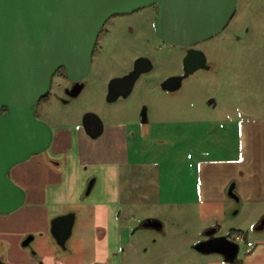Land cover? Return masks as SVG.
I'll use <instances>...</instances> for the list:
<instances>
[{
    "label": "rangeland",
    "instance_id": "rangeland-1",
    "mask_svg": "<svg viewBox=\"0 0 264 264\" xmlns=\"http://www.w3.org/2000/svg\"><path fill=\"white\" fill-rule=\"evenodd\" d=\"M154 15L155 9L149 5L126 15H117L116 20H151ZM117 31L104 46L102 57L94 58L82 93L67 102L62 100L61 97L65 100L69 97L58 89L63 82L62 76L55 75L51 97L41 104L37 116L53 129L80 126L84 131L82 119L88 112L96 113L107 126L126 125L127 135L121 140L116 136L122 144H118V140L115 143L105 141L103 136L101 140L88 136L81 144L96 159L124 158L133 163H144L140 167L128 168L123 178L121 208L126 223L122 226L125 229L121 230L118 245L124 250L120 259H115V264L117 261L120 264H221L214 261L218 257L204 256L195 245L214 224L223 225L224 229L234 226L244 230L255 225L264 213V198L257 195L261 177H251V183H258L251 194L235 187L241 203L236 214L233 213L234 199L231 197L226 204H208L199 193V198L194 197L195 201L193 197H186L183 189L185 184H196L191 159L221 157L230 154L225 151V144L236 146L238 137L243 142L244 135L239 134L236 120L255 119L251 135L249 127L244 143L253 144L257 153L264 155V0H238L229 25L218 35L201 42L209 53V61L214 62L213 66L191 73L182 87L173 93L163 90L160 81L183 70V55L179 50L170 47H161L157 51L136 48L132 35L125 29ZM139 54L150 55L155 63L154 69L139 78L129 96L110 101V81L129 70ZM224 169L228 170V167L222 163L208 166L207 173L199 175V184L207 185L208 191L213 190V186L223 179L221 171ZM12 171L10 176L13 179ZM152 182L161 186V198L158 193L130 197L140 194L144 185H152ZM232 183L237 185L236 180ZM27 204L25 201L18 210L2 216H20V225H29L20 215L28 210ZM69 207L62 206L60 210L66 211ZM70 208L74 212L87 213V208L80 203ZM148 218H159L163 230L139 227ZM81 221L84 223L75 225L68 242L69 249L74 251L73 258L70 259L73 255L70 250H63L49 232L45 236L38 233L28 249L48 256L57 250L66 257V263L62 264H86L97 255L95 232L89 217H82ZM1 235L5 232L0 231ZM252 238L257 243L254 247L240 240L241 255L248 256L247 264H263L262 245L253 235ZM1 250L5 251V248ZM69 259L72 263H68Z\"/></svg>",
    "mask_w": 264,
    "mask_h": 264
},
{
    "label": "water",
    "instance_id": "water-1",
    "mask_svg": "<svg viewBox=\"0 0 264 264\" xmlns=\"http://www.w3.org/2000/svg\"><path fill=\"white\" fill-rule=\"evenodd\" d=\"M237 3L238 0H0V214L14 212L26 201V190L10 176L12 168L47 151L53 142L54 129L37 116L41 98L50 93L53 78L62 67L66 77L78 84L72 95L80 93L83 84L79 82L91 71L98 36L109 18L156 4L159 37L173 45L194 46L229 25ZM151 66L150 59H137L130 73L110 81L108 99L130 94L137 78ZM200 68L210 69L211 64L204 51L193 48L184 58V73L167 77L162 87L178 90L183 79ZM119 87L124 89L118 91ZM83 122L93 138L104 131V122L96 113H86ZM234 189L232 183L228 194L240 200ZM75 221L74 211L51 221V233L64 250L69 249ZM142 225L163 229L157 218H148ZM33 238L29 235L23 244L30 245ZM209 243L200 241L196 248L202 252L219 251L208 248ZM0 264L7 263L0 259Z\"/></svg>",
    "mask_w": 264,
    "mask_h": 264
},
{
    "label": "crops",
    "instance_id": "crops-1",
    "mask_svg": "<svg viewBox=\"0 0 264 264\" xmlns=\"http://www.w3.org/2000/svg\"><path fill=\"white\" fill-rule=\"evenodd\" d=\"M236 125L239 127L237 129H240L239 134L242 133L244 138L243 142H240L238 137L236 146L225 144V151L230 154L212 158L199 157L198 160L191 159L194 165L196 184H185L183 193L186 197H193V201H195L196 197L199 198V193L200 198L206 199L208 204H226L229 198L228 189L232 181L236 180L235 187L237 189L241 187V190L251 194L252 189H255V184L258 183H251L250 179L259 176L261 178L257 195L264 198V155H259L253 144L244 143L249 127L248 133L251 135V127L255 126V119H242L241 122L236 120ZM254 129L255 127L252 130ZM123 135H127L126 125H106L103 137L105 141L112 140L115 143L118 140L116 136L121 140L124 138ZM88 138L80 126L56 127L49 152L37 154L27 162L14 166L13 180L27 192L28 210L20 215H23L26 219L25 223L29 225H20L22 223L18 219L20 216H11L10 218L0 215V231L5 232V235L0 236L1 260L7 264L66 263V257L57 250L48 256L29 250L28 246L30 245L25 246L23 242L28 237L26 235L30 233V235H34L33 240L38 233L45 236V233L49 232L52 235V219L57 215L72 212L73 209L70 207L79 203L87 208V213L75 211V225L80 222L84 223L81 221L82 217L83 219L89 217L95 232L94 248L97 255L93 260H88L86 264H115V259H120L122 247L118 243L122 237L121 230L125 229L122 226L126 223V219L125 223L123 222L124 210L121 208V200L124 197L123 178L126 177L128 168L140 167L144 163H133L124 158L96 159L93 154L82 148V142H86ZM100 138L98 140H101ZM255 139L257 140L256 136ZM250 140L252 141L253 138L250 137ZM119 143L122 144L118 140ZM57 160L60 161L57 163ZM220 163L228 167V170L221 171V174L224 173L223 179L213 186L214 191L211 189L208 191L207 185L199 184V175L207 173L208 166H217ZM243 163L246 164L242 165ZM216 172L220 174L218 170ZM137 175L138 177L143 176ZM247 175L250 176L247 177ZM92 176H95L96 180H94L91 191L87 192V186ZM238 176L242 177L241 180L238 179ZM142 189L140 194L136 193L130 197H148L152 193H158L160 198L163 196L161 186H156L153 182L152 185H144ZM89 197H92L91 200L88 199ZM240 197L244 203L245 199L241 193ZM68 205L70 207L66 211L60 210L63 209L62 206ZM4 218L10 219L4 223ZM52 238L55 239L53 235ZM1 248H5V251ZM67 250L73 254L70 259L73 258L74 251ZM70 259L68 263H72ZM117 263L120 264L119 261Z\"/></svg>",
    "mask_w": 264,
    "mask_h": 264
},
{
    "label": "flooded vegetation",
    "instance_id": "flooded-vegetation-1",
    "mask_svg": "<svg viewBox=\"0 0 264 264\" xmlns=\"http://www.w3.org/2000/svg\"><path fill=\"white\" fill-rule=\"evenodd\" d=\"M151 6H153L155 9V15H154L153 19H151V20L150 19L149 20H147V19H129V20H124V21L123 20L119 21V20H116V16L117 15H124V14H117V15L112 16L111 18H109L106 21L105 25L103 26V28H102L99 36H98L97 42H96V47H95V50L93 53L92 68H93V64H94V58L98 59V58L102 57V51L104 50V46L110 40L111 35H113V33H115V34L118 33L117 30L122 31L124 29L130 35L133 36V39H134L133 42L135 43L136 48L142 47L144 50H147V51H154V50L157 51L161 47H170L174 50H179V52L183 55V65H184V58L191 49H193V48L200 49V50L205 52V54L207 56L208 63L211 64V67L213 66L214 62L209 61V53L207 52V50H205L206 48L203 45H201V43H198L194 46L173 45L171 43L164 41L162 38H160L159 35L157 34L156 25H155L156 17H157V5L153 4ZM137 30H138V32H137ZM137 33H139V34H137ZM142 57L148 58L151 60L152 66H151L149 71H152L155 67V63H154L152 57L150 55H147V54L146 55L145 54H139L138 56L135 57L130 69L127 70L125 73L117 76V77H121V76H124V75L130 73L134 69L137 59L142 58ZM149 71H147V72H149ZM144 73H146V72L141 73L140 76L137 78V80L135 81V84L132 88V91L134 90L137 81L139 80V78ZM183 73H184V68L181 72L173 73V74H170L169 76L182 75ZM169 76H167V77H169ZM62 78H63V82H61L59 84L58 89L63 94H65L69 97L66 100H65V98L61 97V99L66 101V102L72 98L78 97L87 85L86 78L84 80H81L79 82V85H80V83L83 84V88L78 95L73 96L72 93L74 92V88L76 86H78L77 82H74V81L68 79L66 76L65 77L62 76ZM165 79L160 81L161 88L163 90H165L166 92H169V93L172 92L173 93L174 91L166 90L162 87V82ZM184 80H185V78L183 79L182 83L184 82ZM122 89H124V88L119 87L118 91H121ZM52 90H53V84H52L51 91ZM132 91L130 92V94L132 93ZM175 91H177V90H175ZM108 93H109V87H108ZM130 94H128L127 96H129ZM127 96L120 95L116 99L118 100L119 98L127 97ZM83 119H84V116H83ZM83 119H82V123H83V127H84ZM83 129L86 133L85 128H83ZM105 131H106V125L104 124V131L97 138L102 137L104 135ZM89 137H91V136H89ZM97 138H93V139H97ZM53 162L56 163V161H53ZM94 180H96V177L92 176L90 178L89 184L87 186V192L91 191V190H89V187L94 185ZM234 191L236 192V189H234ZM229 197L234 199L230 195H229ZM239 208H241L240 200L234 199V212L233 213L236 214V211H238ZM0 215H2V214H0ZM3 221H4V223H6V222H8V219L4 218ZM139 227H144V225H142V223H141V225ZM158 230L162 231L163 229H158ZM252 235L254 237H256V239L259 241L260 246L262 245V248L264 250V213H262V215H260V217L256 221L255 225H251L250 230H244L241 228H236L234 226L230 227L228 229H224L223 225L214 224L211 228H209L204 233V235L200 239V241L210 242L209 244H207V247L208 248H218L219 251H214V252L199 251V252H201L202 254H205L204 256H206V257H211V256L218 257V260H214V259H212V260L218 261V263H221V264H247L246 258L248 256L246 254L241 255L242 245L240 242L244 241L247 243L248 246L254 247L257 243L254 242L253 238H252L253 241L250 239ZM200 241H198V242H200ZM249 242H252V245H249ZM195 247H196V245H195ZM122 250H124V249L122 248ZM214 261H212V262H214ZM263 264H264V262H263Z\"/></svg>",
    "mask_w": 264,
    "mask_h": 264
},
{
    "label": "trees",
    "instance_id": "trees-1",
    "mask_svg": "<svg viewBox=\"0 0 264 264\" xmlns=\"http://www.w3.org/2000/svg\"><path fill=\"white\" fill-rule=\"evenodd\" d=\"M57 75H59V76H63V77H65L66 76V74H65V69H64V67H62V68H60L59 70H58V72L56 73V76ZM55 77V76H54ZM51 92L48 94V95H46L45 97H43V98H41V100H40V102H39V108H40V106H41V104L42 103H44V102H46V101H48L49 100V98L51 97ZM4 110H6V108L4 109ZM39 110V109H38ZM38 113V112H37ZM48 151V150H47ZM47 151H45V152H47ZM14 168V167H13ZM12 171V170H11ZM11 171H10V173H11Z\"/></svg>",
    "mask_w": 264,
    "mask_h": 264
},
{
    "label": "built area",
    "instance_id": "built-area-1",
    "mask_svg": "<svg viewBox=\"0 0 264 264\" xmlns=\"http://www.w3.org/2000/svg\"><path fill=\"white\" fill-rule=\"evenodd\" d=\"M249 245H252V242H249Z\"/></svg>",
    "mask_w": 264,
    "mask_h": 264
}]
</instances>
